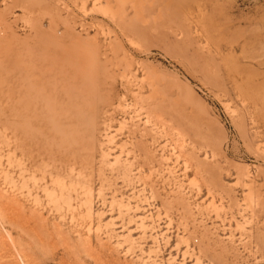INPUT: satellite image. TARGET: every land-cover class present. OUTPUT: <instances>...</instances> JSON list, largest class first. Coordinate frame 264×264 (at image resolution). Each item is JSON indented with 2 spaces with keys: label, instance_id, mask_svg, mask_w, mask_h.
I'll use <instances>...</instances> for the list:
<instances>
[{
  "label": "rangeland",
  "instance_id": "1",
  "mask_svg": "<svg viewBox=\"0 0 264 264\" xmlns=\"http://www.w3.org/2000/svg\"><path fill=\"white\" fill-rule=\"evenodd\" d=\"M0 264H264V0H0Z\"/></svg>",
  "mask_w": 264,
  "mask_h": 264
}]
</instances>
